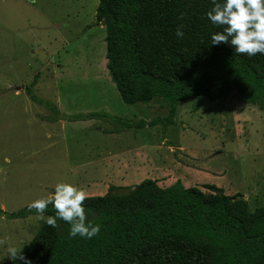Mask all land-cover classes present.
<instances>
[{
	"label": "rangeland",
	"instance_id": "obj_1",
	"mask_svg": "<svg viewBox=\"0 0 264 264\" xmlns=\"http://www.w3.org/2000/svg\"><path fill=\"white\" fill-rule=\"evenodd\" d=\"M98 2L0 0V208L16 211L58 182L91 196L125 192L145 178L204 191L214 184L240 193L250 210L264 206V108L234 90L197 109L194 98L181 102L166 127L123 126L168 110L160 99H121L106 67ZM43 221L0 216V264Z\"/></svg>",
	"mask_w": 264,
	"mask_h": 264
},
{
	"label": "trees",
	"instance_id": "obj_2",
	"mask_svg": "<svg viewBox=\"0 0 264 264\" xmlns=\"http://www.w3.org/2000/svg\"><path fill=\"white\" fill-rule=\"evenodd\" d=\"M212 0H99L95 18L105 28L106 67L126 103L162 100L168 115L126 127L174 123L179 104L215 100L236 90L245 103L264 108V55H238L211 45L222 31L206 18ZM184 35L177 37V27ZM30 98L39 100L30 87ZM46 105H49L46 103ZM107 117L106 113L89 116ZM180 181L161 187L151 178L121 193L86 196V222L100 225L91 239L69 237V224L45 223L22 248L32 264H264V206L250 210L240 193L227 195ZM37 214L28 205L0 216ZM43 215H55L48 205ZM9 264H23L12 260Z\"/></svg>",
	"mask_w": 264,
	"mask_h": 264
},
{
	"label": "clouds",
	"instance_id": "obj_3",
	"mask_svg": "<svg viewBox=\"0 0 264 264\" xmlns=\"http://www.w3.org/2000/svg\"><path fill=\"white\" fill-rule=\"evenodd\" d=\"M205 15L212 25L224 26L222 31L211 33V45H230L238 55H264V0H212V7ZM182 27L175 31L178 38L184 35ZM85 199L83 189L69 182H58L51 194L31 201L28 208L35 209L38 216L53 228L57 227V220L68 223L69 237L79 235L91 239L100 231V225L86 222ZM48 205H52L55 215L44 217ZM6 251L7 259L32 264L22 249L9 246Z\"/></svg>",
	"mask_w": 264,
	"mask_h": 264
}]
</instances>
